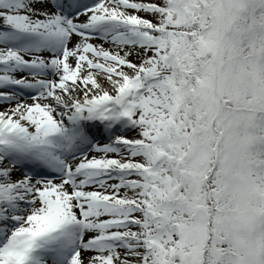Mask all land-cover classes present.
<instances>
[{
	"label": "snow or ice",
	"instance_id": "snow-or-ice-1",
	"mask_svg": "<svg viewBox=\"0 0 264 264\" xmlns=\"http://www.w3.org/2000/svg\"><path fill=\"white\" fill-rule=\"evenodd\" d=\"M0 264H264V0H0Z\"/></svg>",
	"mask_w": 264,
	"mask_h": 264
}]
</instances>
